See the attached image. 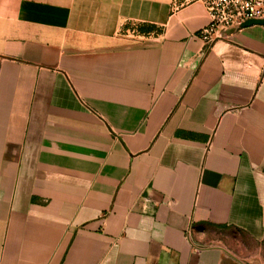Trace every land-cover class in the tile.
I'll list each match as a JSON object with an SVG mask.
<instances>
[{
  "label": "crops",
  "instance_id": "obj_1",
  "mask_svg": "<svg viewBox=\"0 0 264 264\" xmlns=\"http://www.w3.org/2000/svg\"><path fill=\"white\" fill-rule=\"evenodd\" d=\"M208 20L0 0V264H264V24Z\"/></svg>",
  "mask_w": 264,
  "mask_h": 264
},
{
  "label": "built area",
  "instance_id": "obj_2",
  "mask_svg": "<svg viewBox=\"0 0 264 264\" xmlns=\"http://www.w3.org/2000/svg\"><path fill=\"white\" fill-rule=\"evenodd\" d=\"M200 1L209 16L208 22L198 30V36L206 47H210L226 30L239 26L245 20L264 18V0Z\"/></svg>",
  "mask_w": 264,
  "mask_h": 264
},
{
  "label": "water",
  "instance_id": "obj_3",
  "mask_svg": "<svg viewBox=\"0 0 264 264\" xmlns=\"http://www.w3.org/2000/svg\"><path fill=\"white\" fill-rule=\"evenodd\" d=\"M253 24H264V18H262V19H248V20H245L239 26L230 28V29L226 30L225 32L229 33V32H232L233 30H235L237 28L246 27V26L253 25Z\"/></svg>",
  "mask_w": 264,
  "mask_h": 264
},
{
  "label": "rangeland",
  "instance_id": "obj_4",
  "mask_svg": "<svg viewBox=\"0 0 264 264\" xmlns=\"http://www.w3.org/2000/svg\"><path fill=\"white\" fill-rule=\"evenodd\" d=\"M250 264H253V263H250Z\"/></svg>",
  "mask_w": 264,
  "mask_h": 264
}]
</instances>
